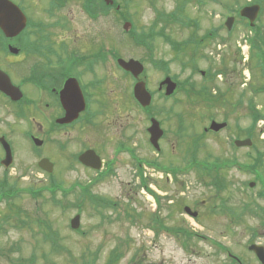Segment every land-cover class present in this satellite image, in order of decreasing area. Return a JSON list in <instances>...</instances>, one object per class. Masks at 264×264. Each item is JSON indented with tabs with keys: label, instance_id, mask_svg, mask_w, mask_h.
Returning <instances> with one entry per match:
<instances>
[{
	"label": "rangeland",
	"instance_id": "374dc122",
	"mask_svg": "<svg viewBox=\"0 0 264 264\" xmlns=\"http://www.w3.org/2000/svg\"><path fill=\"white\" fill-rule=\"evenodd\" d=\"M220 1L222 3L219 5L212 0H199V3L193 0H125L124 12L129 16L127 21L135 24L138 32L146 31L153 24L158 28L167 22L170 23L167 12L182 6L180 12L176 11L179 20L171 25L167 24L165 33L175 41L186 39L198 41L200 37L204 40L197 48H195L197 44L193 47V43H188L177 53L163 38L156 37L152 41L149 55L144 46L134 44L123 31V20L120 19V15L111 10L107 16L92 20L84 11L82 13L79 10L75 2L61 13L69 17L67 32L54 33H64L69 46L80 53L94 56L101 50L109 53L108 56L113 52L125 60L133 58L141 61L145 70L139 78L146 82L147 88L151 91H158V83L165 73L175 77L178 82L190 77V81L197 87L204 85L209 88V77L203 80L198 70H209V57L214 66L218 63L217 57L221 59L228 57V71L234 59L239 60L241 64L244 63L245 55L239 47L242 39L250 34L241 23L236 24L229 33L223 25L225 16L230 13L229 8L247 0ZM29 11L33 13V9ZM157 12L165 18L155 22ZM260 19L257 25L264 30V13ZM211 30L217 37L206 38V33ZM219 36L225 37L221 44L217 42L221 40ZM108 60L113 64L110 57ZM115 74L119 78H115V86L108 85V88H114L120 93L124 107L121 106L119 99L115 103L111 100L113 108L102 107V113H98L93 125L81 130L74 129L67 138L62 134H53L59 142L67 140L68 151L71 153L81 149L83 145L93 146L101 157L114 162L112 165L114 174L101 178L93 169H86L76 162L68 166L67 158L59 157V160H56L53 154H48L56 168L51 173L54 175L51 177L52 180H56L65 189L75 187L71 195L67 197L63 195V198L60 192H55L56 199L62 204L68 203L62 210L53 205L52 195L45 189L50 185L49 175L37 167L35 158L29 157L24 151L18 152L20 155L17 153L13 178L8 181V186L16 188L17 196H11L9 199L12 201L0 204V214L4 220L10 219V223H5L6 232L0 235V246L6 251L11 247L14 250L17 245L20 249L10 254L5 251V254L0 253V264H12L13 258L18 257L27 259L33 251L37 255V261L33 264H83L95 255L98 256L97 261L92 263L102 264L108 260L110 251L118 245L120 239H122L120 251L124 256L117 264H129V256L137 252L138 260H141L142 253H145V264H218L220 260L214 255L216 253L214 249L217 247L212 241L242 254L245 264H258L246 250V244L260 241L255 240L253 235L264 230V214L258 219L247 213L240 214L241 216L233 215V212L241 213L240 206L243 203L254 208L260 207L261 210L264 208V196L258 194L263 187L258 180L253 179L251 172L242 171L237 167L226 169L223 173L225 185L221 189H216L209 184L212 176L209 177L202 171V174L192 170L186 175L171 176L148 170L149 167L144 169L149 184L161 197L159 214L164 224L168 227H186L205 237L191 242L193 246L190 248L197 254L190 255L185 253L176 237L164 231L157 233L147 227L150 214L157 210V205H153L148 194L139 187L136 162L131 154L119 150L122 145L130 146L134 155L142 161H154L159 166L166 167H181L192 159L201 160L199 163L202 164L209 163L216 158L248 164L255 156L252 146L233 147L230 141L234 137L239 139L244 137L236 125L240 128L247 127L250 124V111L244 107L234 111L224 107L221 100L217 102L214 100L213 102L217 104L212 108L209 107V95L188 97L183 91L168 99H162L158 91L154 94L152 104L165 136L159 141L161 150L157 152L148 141L146 128L149 121L146 113L139 109L134 101L127 102L131 80L124 78L120 71ZM221 86L225 87L223 84ZM103 103L105 102L102 101ZM261 104L260 112L264 114V96L261 97ZM226 113L228 126L225 129L216 133L204 131L203 128L209 124L210 115L216 122H221ZM116 117L123 125L129 120V128L112 124ZM262 141L263 133L256 132L252 138V145L261 149ZM41 150L49 151L48 148ZM259 168L264 179V165ZM250 181L255 184L247 187ZM90 183V191L98 197L96 206L84 200L82 206L77 207L76 204L78 205L81 200L79 184L83 186ZM29 188L42 191L33 197L27 192ZM105 201H112L114 206L112 208L107 206ZM222 201L235 211L230 213L222 210L221 206L218 207ZM184 206L196 211V217L191 218L185 213ZM99 208L103 214L99 212ZM76 213L80 215L79 233L69 226L70 218ZM17 217L28 221L30 226L24 228L15 226ZM36 218H39L41 225L36 222ZM46 223L59 234L56 244L58 249L43 239V233L47 231ZM46 235L50 233L47 232ZM261 241L264 245V240ZM42 251L47 252L49 262L43 261L39 256ZM21 263L26 264V261Z\"/></svg>",
	"mask_w": 264,
	"mask_h": 264
},
{
	"label": "flooded vegetation",
	"instance_id": "af4514ba",
	"mask_svg": "<svg viewBox=\"0 0 264 264\" xmlns=\"http://www.w3.org/2000/svg\"><path fill=\"white\" fill-rule=\"evenodd\" d=\"M102 1L0 0V181L8 183L13 178L17 153L21 151L26 152L25 154L29 157L35 158L39 169H41L39 162L46 159L50 171L46 173L41 170L49 177L50 175L54 176L51 173L56 168L54 161L48 158V154H53L56 160H59V157L67 158L68 166L72 162H76L91 170L79 162L78 157L87 149L95 151L93 146L84 147L85 145H83L81 149L71 153L68 151L67 140L59 142V139L53 134H62L67 138L72 130H81L93 125L98 113H102V107L113 108L111 100L115 103L119 99L121 106L124 107L120 93L114 88H108V85L115 86V78H119L115 74L117 71H120L124 78L131 80L127 102L132 103L134 78L130 72L125 71L117 64L118 57L108 56L109 53L102 56L101 50L94 56L80 53L69 46L64 33H54L55 31L67 32L69 17L63 16L61 13L69 8L71 3H77L82 13L87 7L93 12V16L88 17L94 20L102 16ZM193 1L199 3V0ZM212 1L219 5L222 3L220 0ZM256 4L259 5V13L262 15L264 0H247L230 7V13L225 18L233 16V24L248 23L246 18L239 16V10L242 7ZM177 7L173 12L177 10ZM225 7L227 6L225 5ZM29 9H33V13ZM109 11L111 12V10ZM260 15L256 18V24L261 21ZM150 26L154 27V24ZM162 28H165V25L154 27L157 31ZM210 33L217 37L215 32L210 31ZM252 35L254 41L252 51L250 48L251 55L242 64L239 60L234 59L229 71L227 69L228 57L222 59L217 57L216 66L212 65L209 57V107L213 108L217 104L214 102L221 100L224 107H229L234 111L240 110L241 107L254 112V114L261 111V97L264 96V30L256 25ZM217 42L223 43L222 40H217ZM148 52L150 55L151 50ZM109 57L113 64L108 62ZM246 69H248V78H245ZM200 74L204 75V73ZM164 76L165 74H163ZM6 79L10 84L9 89L2 86ZM221 84L225 87H222ZM159 85L158 83L157 90ZM161 93H163V88L159 89V95ZM112 97L114 98L112 99ZM81 100L83 106H76V103ZM102 101L105 103L102 104ZM77 108V114L70 118L72 116L70 111H75ZM227 117L226 113L223 119L228 121ZM117 118L113 119L112 124H120L121 127L129 128V120L125 121V125H123ZM211 120H214L212 115L209 116V123ZM259 126L256 124L253 127V133L259 131ZM161 139L162 137L159 141ZM38 141L39 144H37ZM42 148H48L49 151L44 152L41 150ZM119 150L120 152H129L133 157L134 152L130 146L122 145ZM95 153L101 157L98 151ZM18 155L20 154L18 153ZM101 159L103 160L101 170H103L106 168L108 160L104 157ZM113 163L112 161V165ZM145 187L142 185V188ZM5 202L0 200V204ZM5 223L6 220L0 214V235H4L6 232ZM8 223H10V219ZM253 237L260 241L247 243L246 250L258 264H261L255 254L248 250V247L253 243L264 247L261 241L264 240V230L255 232ZM17 246L14 247V250L11 247L7 251L0 246V253L10 254L17 251L19 248ZM214 251L216 252L214 255L220 260L218 264H245L246 262L242 254L227 247H219ZM137 253L129 256V264H145V253H142L141 260L137 259ZM185 253L197 254L193 248L185 250ZM123 256L124 254L120 258L118 257V260L115 258L111 264H117ZM18 261L19 258L11 263L21 264Z\"/></svg>",
	"mask_w": 264,
	"mask_h": 264
},
{
	"label": "trees",
	"instance_id": "16d2710c",
	"mask_svg": "<svg viewBox=\"0 0 264 264\" xmlns=\"http://www.w3.org/2000/svg\"><path fill=\"white\" fill-rule=\"evenodd\" d=\"M124 3H125V0H113L112 5H106L104 2H102L103 15H106L109 10H115L114 12H116V14L120 15V19L125 20L126 15L124 12V9H125ZM118 5H119V9L117 10L116 6H118ZM169 16H170V18L173 17L172 15L167 14L168 18H169ZM163 18H164V16L161 13L157 12V19L155 20V22L160 21ZM154 25H156V24H154ZM156 34L160 35L176 53L182 48V46L183 47L185 46V42H183V43L177 42V41L173 40L172 38H170V36L167 33H165L163 30H159L157 32V30H155L153 26H150L147 31L142 30L140 32H137L135 29V26L133 25L132 29L128 33V35L130 36V38L134 42V44L139 45V46H145V47H147L148 41L152 40V38H154V36ZM189 42L193 43V47L195 44H197L195 46V48H197V46L200 44L199 41H197V40H195V41L189 40L188 43ZM110 53L114 56H117L113 52H110ZM179 89H181L188 97H191V94H193V96H198V97L209 95V88L207 86L203 85V86L197 87L195 84L190 83L188 81V79L179 83ZM205 101H208V100H205ZM258 119H262L264 121V114L258 113V115L253 118V122L255 123ZM262 129H264V126ZM247 135L250 137L252 136L249 133H247ZM262 147L259 150H255L256 151L255 156L252 157L253 158L252 162L248 163V164L247 163H240V162H237L235 160H228V161L224 160V161H222L219 159H215L212 162V165H213V167H212V165L205 164V163L200 164L199 162H196L194 159H192V160L188 161L187 163H185V165H186V167L193 168L194 170H197L200 173L202 171V172H204V174L208 175L209 177L212 176V178H211L212 180L209 181L210 182L209 184L214 186L216 189H221L225 185L223 173L233 163L236 166H238L239 168H242V169L250 171V172L257 173V171L260 169L259 167H262L264 165L263 164V162H264V141H262ZM218 161H220V162H218ZM262 184L264 185V181ZM54 188L56 189L57 187L54 186ZM6 190H8V189H6ZM12 190H13L12 193L14 194L15 190L13 188H12ZM81 193H83V195L81 197H83L84 193H85V195L91 201V204L94 207L96 206V204H95L96 200H97L96 198H98V197L95 194H92L91 192H89V190L87 188H84V191H82ZM262 194L263 193H259L260 196ZM157 198L159 199V197H157ZM53 201L55 204L61 203V201L57 200L56 198H53ZM105 202H106L107 206H110L111 201H105ZM220 206H221L222 210L229 211L230 213L235 211V210H232V208L230 206L226 205L224 201L219 203V207ZM240 207L242 209L241 213L234 214V212H233L234 216L240 215V214L243 215V213H247L249 215H255V216H257V215L261 216L262 214H264V208H262V210H261L260 207L254 208V206H250V204H244V203ZM158 218L159 217H157L155 215L152 216V218L150 220L153 223L151 222L148 225L150 229L157 230L156 226L158 228H161L158 224V222H160L158 220ZM173 229L177 230L176 228H173ZM183 231H184L183 228H178V230H177V232L179 234H182V235H183ZM187 235H188V233L186 232V236ZM116 252H117V254H116ZM120 254H121V252L118 251L117 249L116 250H115V248L112 249L110 251V254L108 256V260L106 261V263L107 264L113 263L115 258H117V260H118V257L120 256ZM95 257H96V255L91 257V260L89 261V263L94 262ZM86 262L87 261H85L84 263H86Z\"/></svg>",
	"mask_w": 264,
	"mask_h": 264
},
{
	"label": "water",
	"instance_id": "95a60500",
	"mask_svg": "<svg viewBox=\"0 0 264 264\" xmlns=\"http://www.w3.org/2000/svg\"><path fill=\"white\" fill-rule=\"evenodd\" d=\"M241 13L245 14L247 17L249 16L252 20L256 14V10H251L249 14H248V11H244V10ZM227 25L230 26V22H227ZM128 27H129V23H125L124 28L128 29ZM118 63L125 70L130 71L134 77H137L143 70L142 64L139 61L134 60V59H129L127 61H125L123 59H118ZM162 84H166V90H165L166 95H169L173 92V90L175 88V83L172 82L169 78H166L163 82H161L160 86ZM2 86L7 88V89L10 88V84H9L8 79H6L4 81V83H2ZM78 95L79 94L77 93V96ZM133 95H134L135 99L137 100V102L141 106L144 107V106L149 105L150 100H151V96H150L149 92L146 90L145 83L143 81H138L134 84ZM80 105L83 106L82 100L76 103V106L80 107ZM77 110H78V108L75 109V111H70V113L72 114V116L70 118H73L75 116V114H77ZM223 126H225V123L212 122L210 125V128L213 130H218V129L222 128ZM148 131L150 133L151 144L155 148H158L157 140L161 136L162 132H161L159 125H158V122L156 120H154V119L151 120V126L148 128ZM35 141H37V140H35ZM37 144H39V141L37 142ZM235 144L237 146L249 145L250 141H249V139H245V140H241V141L236 140ZM79 161L82 162L86 166L96 168V169L99 168L100 164H101L98 156L94 153L93 150H87L84 153H82L79 156ZM46 163H48L47 160L43 159L40 161L39 165L44 170L50 171V169H49V167H47L48 165ZM185 210L189 211L188 208H185ZM192 214L195 215L196 213H192ZM78 224H79V216L77 215L71 220V226H72V228H77ZM250 249H252L255 252L258 259L264 264L263 248L261 246H258V245H251Z\"/></svg>",
	"mask_w": 264,
	"mask_h": 264
},
{
	"label": "bare ground",
	"instance_id": "6f19581e",
	"mask_svg": "<svg viewBox=\"0 0 264 264\" xmlns=\"http://www.w3.org/2000/svg\"><path fill=\"white\" fill-rule=\"evenodd\" d=\"M263 137H264V133H263Z\"/></svg>",
	"mask_w": 264,
	"mask_h": 264
}]
</instances>
